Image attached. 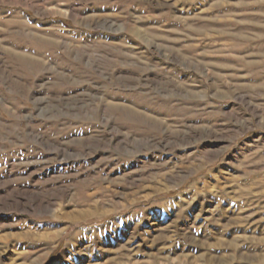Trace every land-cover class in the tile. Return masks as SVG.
Wrapping results in <instances>:
<instances>
[{
	"label": "rangeland",
	"instance_id": "obj_1",
	"mask_svg": "<svg viewBox=\"0 0 264 264\" xmlns=\"http://www.w3.org/2000/svg\"><path fill=\"white\" fill-rule=\"evenodd\" d=\"M0 264H264V0H0Z\"/></svg>",
	"mask_w": 264,
	"mask_h": 264
}]
</instances>
